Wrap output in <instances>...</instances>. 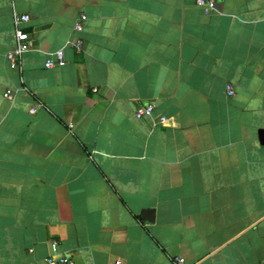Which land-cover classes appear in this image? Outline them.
Instances as JSON below:
<instances>
[{"label":"crops","instance_id":"0c3cea01","mask_svg":"<svg viewBox=\"0 0 264 264\" xmlns=\"http://www.w3.org/2000/svg\"><path fill=\"white\" fill-rule=\"evenodd\" d=\"M214 1L0 0V264H264V0Z\"/></svg>","mask_w":264,"mask_h":264},{"label":"built area","instance_id":"2783aa9c","mask_svg":"<svg viewBox=\"0 0 264 264\" xmlns=\"http://www.w3.org/2000/svg\"><path fill=\"white\" fill-rule=\"evenodd\" d=\"M198 4L206 5L210 8L215 7L214 0H197ZM30 19V15L28 13L15 14L14 21L16 24V44L15 46L7 53V58L10 62L12 68H18L21 62V58L24 53L30 51L33 48L32 38L26 30L20 27L22 22L28 21ZM87 19L86 14H81L79 21H77L75 28L79 31L83 29V22ZM78 49L82 48L83 41L78 39L75 43H73ZM67 63V59L65 57V51L63 48L58 49L51 53L50 57H48L45 61L46 67H54V66H64ZM227 94L233 95L234 88L231 84L227 85ZM4 96L10 100L13 99V91L12 89H7L4 92ZM35 111V108L32 109ZM154 111V104H149L147 106H139L136 111L137 117H142L144 115H151ZM166 117H161L160 122L165 123ZM72 126V125H71ZM57 243H52L53 253L46 258L47 264H86V263H78L70 254H58L56 253ZM185 258L182 256H177L173 260V264H184ZM96 264V263H93ZM109 264H124L122 259L116 258Z\"/></svg>","mask_w":264,"mask_h":264},{"label":"water","instance_id":"95a60500","mask_svg":"<svg viewBox=\"0 0 264 264\" xmlns=\"http://www.w3.org/2000/svg\"><path fill=\"white\" fill-rule=\"evenodd\" d=\"M262 141L264 142V130L260 131ZM141 218L146 220H153L155 218V211L153 209L144 210L141 212Z\"/></svg>","mask_w":264,"mask_h":264}]
</instances>
